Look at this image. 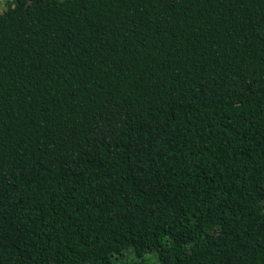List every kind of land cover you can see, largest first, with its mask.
<instances>
[{
  "label": "trees",
  "instance_id": "obj_1",
  "mask_svg": "<svg viewBox=\"0 0 264 264\" xmlns=\"http://www.w3.org/2000/svg\"><path fill=\"white\" fill-rule=\"evenodd\" d=\"M0 264H264V0H4Z\"/></svg>",
  "mask_w": 264,
  "mask_h": 264
},
{
  "label": "rangeland",
  "instance_id": "obj_2",
  "mask_svg": "<svg viewBox=\"0 0 264 264\" xmlns=\"http://www.w3.org/2000/svg\"><path fill=\"white\" fill-rule=\"evenodd\" d=\"M4 0H0V8L2 7Z\"/></svg>",
  "mask_w": 264,
  "mask_h": 264
}]
</instances>
